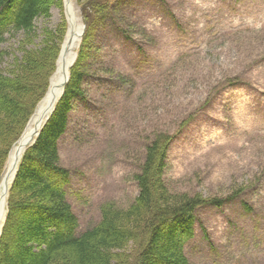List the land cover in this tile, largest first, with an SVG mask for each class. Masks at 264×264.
Instances as JSON below:
<instances>
[{
  "label": "rangeland",
  "instance_id": "374dc122",
  "mask_svg": "<svg viewBox=\"0 0 264 264\" xmlns=\"http://www.w3.org/2000/svg\"><path fill=\"white\" fill-rule=\"evenodd\" d=\"M102 2L73 0L81 25L99 17L75 50L85 55L81 94L57 141L79 231L100 221L101 205L125 208L138 196L147 148L170 135L161 175L168 192L222 203L196 209L188 264H264V0ZM69 27L62 4L36 18L28 38L12 32L0 45V71L13 81L26 55L39 60L21 95L26 112L0 139V181L46 96ZM136 252L128 248L131 262Z\"/></svg>",
  "mask_w": 264,
  "mask_h": 264
},
{
  "label": "trees",
  "instance_id": "16d2710c",
  "mask_svg": "<svg viewBox=\"0 0 264 264\" xmlns=\"http://www.w3.org/2000/svg\"><path fill=\"white\" fill-rule=\"evenodd\" d=\"M107 1L103 0L104 7ZM61 6V0H0V45L12 32H22L28 38L36 18H47L52 7ZM98 17L94 13L84 22L81 47ZM35 55L30 52L24 57L23 71L15 81L0 71V139L26 112L21 95L29 92L30 83L38 76ZM1 58L3 53L0 62ZM84 59L79 52L61 98L20 160L9 190L0 264H188L183 250L193 236L196 209L222 203L216 198L176 197L168 192L161 175L173 142L170 135H156L147 148L141 172L135 176L138 196L125 208L114 202L101 205L100 221L78 232L77 219L65 199L68 172L59 167L57 141L66 127L70 101L81 94ZM0 155L5 163L7 153ZM130 246L138 250L135 262L129 260Z\"/></svg>",
  "mask_w": 264,
  "mask_h": 264
},
{
  "label": "bare ground",
  "instance_id": "6f19581e",
  "mask_svg": "<svg viewBox=\"0 0 264 264\" xmlns=\"http://www.w3.org/2000/svg\"><path fill=\"white\" fill-rule=\"evenodd\" d=\"M64 3L65 16L67 21L70 22V28L66 34L60 56L56 64L55 74L50 79L45 98L35 110L33 117L31 118L30 123L21 139L12 149L0 182V231L2 225H4V220L6 219V199L9 194L10 184L14 178L18 162L25 149L28 147V144L32 143L36 133L40 131L42 125L50 117L54 106L63 94L65 85L70 80V74L73 68L72 64L74 66L77 59V52L75 54V50L77 47L79 48L80 45L82 25L80 22L78 23L73 0H64Z\"/></svg>",
  "mask_w": 264,
  "mask_h": 264
}]
</instances>
